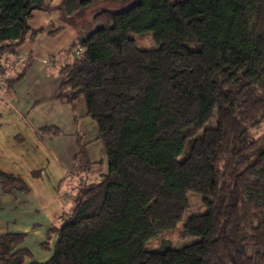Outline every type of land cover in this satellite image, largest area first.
Segmentation results:
<instances>
[{"label":"trees","instance_id":"obj_1","mask_svg":"<svg viewBox=\"0 0 264 264\" xmlns=\"http://www.w3.org/2000/svg\"><path fill=\"white\" fill-rule=\"evenodd\" d=\"M49 1L0 0V72L28 33L46 31L30 28L34 11L56 10L79 29L72 18L101 0ZM131 1L95 14L96 26L78 30L66 50L73 58L58 66L59 93L82 96L107 171L70 187L92 165L80 145L59 184L67 180L73 206L41 243L49 258L32 260L26 234L6 232L0 264H264V132L252 134L264 124V0ZM149 32L156 48L131 37ZM0 187L28 191L1 170ZM190 192L206 210L182 232L198 239L146 249L182 218Z\"/></svg>","mask_w":264,"mask_h":264},{"label":"crops","instance_id":"obj_2","mask_svg":"<svg viewBox=\"0 0 264 264\" xmlns=\"http://www.w3.org/2000/svg\"><path fill=\"white\" fill-rule=\"evenodd\" d=\"M58 1L49 2L56 5ZM36 12H39L37 19ZM29 26L32 30L47 29L37 33L32 39L28 33L19 45L18 53L26 55V63L18 78L7 89L6 103L0 105V170L20 178L28 191L5 192L0 187V234L23 232L27 235L29 232L43 231L46 238V231L55 219H59L64 211L73 206L71 195L63 197V194L67 193V189L66 192L62 191L66 185L60 189L59 184L64 176L73 171L74 156L78 147L84 146L87 159L92 162L87 176L89 181L98 180L100 175L107 171V167L104 163L103 171L98 173L96 170L99 169V160H103V157L105 160V155L104 150L101 154L103 146L97 139L96 125L86 116L82 96L78 94L69 101L59 93L58 66L73 58V53L66 50L77 41L78 29L60 18L56 10L34 11ZM54 30L57 31L48 33ZM44 60H49L50 64L46 65ZM77 103L80 112L76 109ZM45 125L56 127L59 133H38L39 128ZM92 133L95 134L94 137ZM25 140H30L31 143L29 154L20 151ZM42 147L52 154L47 165L49 179L50 176L55 177L52 182V207L45 210L46 212L42 210L45 205L44 198H36V191H40L44 181V171L33 173L34 169L42 166L41 154H37ZM26 149L23 145L22 150ZM16 151L20 154H13Z\"/></svg>","mask_w":264,"mask_h":264},{"label":"rangeland","instance_id":"obj_3","mask_svg":"<svg viewBox=\"0 0 264 264\" xmlns=\"http://www.w3.org/2000/svg\"><path fill=\"white\" fill-rule=\"evenodd\" d=\"M132 3L131 0H127L126 2H118V1H114V0H101V1H94L92 2V4L85 8L78 16H75L74 18H72L73 23H75L77 25V27L79 28V32H81L82 34L87 33L89 30H91L93 27H95V23H94V16L95 14H97L98 12H101L103 10H111V11H119L122 9H125L127 7H129V5ZM39 12H36L35 14V18L37 19ZM70 19V18H69ZM68 19V20H69ZM132 38H134L135 40V44L140 47V48H146V49H152V48H156L157 44L153 39L152 34L146 33L144 35H135L132 34L131 35ZM76 109L78 112H80V106L79 103L76 104ZM209 125V124H208ZM211 126L215 125V118L211 120L210 122ZM264 132V124L261 126V128L259 130H255L252 132L253 135H255V137L261 135ZM93 134V136H92ZM90 134L92 137L95 136L94 133ZM89 134L87 135V139H88ZM20 141V140H18ZM23 145L27 148L26 150H22L23 149ZM20 147V151L24 154V153H28L29 150H31V143L30 140H25L24 144ZM102 153L103 154V147L101 148ZM2 153V150L0 149V154ZM13 154H20V152L16 151ZM29 154V153H28ZM37 154H41V167L34 169L33 173H40L41 170L44 171L43 176L44 177V181L42 182V186L40 191H36V198L37 199H41L43 200L44 198V207L42 206V210L44 212H46L45 210H47L48 208L51 209V204H52V200L53 199V194H54V188L52 187V183L55 180V177H51L49 179V170H48V161L51 158L52 154H49L45 148H41V150L37 153ZM104 161V157L102 158ZM67 161V159L65 160ZM102 160H99L98 162V167L99 169H96L97 172L99 173V171H103L104 168L102 167ZM78 164V163H77ZM74 169V168H73ZM80 176V177H79ZM87 175H80L79 173H77V182L74 181V183L70 182V187L72 186V184H78L79 181L82 180V178H85V181L87 180ZM81 178V179H80ZM64 186L65 184L68 185L67 180L63 182ZM56 185V183H55ZM63 186L60 187V189H62ZM53 189V190H52ZM65 187L62 191H65ZM66 192V191H65ZM76 192L74 193L75 196ZM72 196V194H70ZM188 199H189V206L184 210L183 214H182V218L176 223V225L171 228V229H167L165 231L160 232L158 235H156L155 237L149 239L148 241H146L145 243V248L148 250H155V249H159L164 245H168L171 248H180L184 245L190 244L192 242H195L198 237L194 236V235H186L182 232L183 230V224L185 223L186 219L192 215V214H201L203 212H205L206 208L202 203V196L196 193H188ZM47 200V201H46ZM72 205V203H71ZM59 224H62L61 220L59 219H55V221L53 222V225L58 226ZM45 240V234L43 233V231H41V233H32L29 232L26 237L24 238V242H23V247H26L29 249L30 253H31V259L32 260H36V261H43V259H45V257L50 255V252L45 251L41 248V243ZM167 247V246H166Z\"/></svg>","mask_w":264,"mask_h":264},{"label":"built area","instance_id":"obj_4","mask_svg":"<svg viewBox=\"0 0 264 264\" xmlns=\"http://www.w3.org/2000/svg\"><path fill=\"white\" fill-rule=\"evenodd\" d=\"M26 63V55L18 54L14 60L0 72V104L4 103L7 99V83L20 72ZM46 65L50 64L49 60H44Z\"/></svg>","mask_w":264,"mask_h":264}]
</instances>
